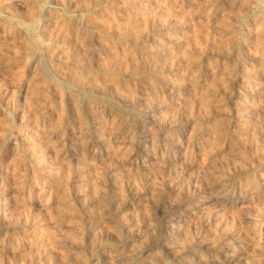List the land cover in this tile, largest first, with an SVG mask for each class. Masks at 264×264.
Returning <instances> with one entry per match:
<instances>
[{"label":"rangeland","instance_id":"rangeland-1","mask_svg":"<svg viewBox=\"0 0 264 264\" xmlns=\"http://www.w3.org/2000/svg\"><path fill=\"white\" fill-rule=\"evenodd\" d=\"M150 263L264 264V0H0V264Z\"/></svg>","mask_w":264,"mask_h":264},{"label":"bare ground","instance_id":"bare-ground-1","mask_svg":"<svg viewBox=\"0 0 264 264\" xmlns=\"http://www.w3.org/2000/svg\"><path fill=\"white\" fill-rule=\"evenodd\" d=\"M215 203V202H214ZM221 205H223V204H221ZM172 220V219H171ZM177 221V220H176ZM57 222V221H56ZM173 222H175L174 220H173ZM171 225V224H170ZM172 227V226H171ZM182 229V228H181ZM169 230V229H168ZM171 230V229H170ZM170 233V232H169ZM177 233V232H176ZM179 233H181V230H180V232ZM174 239V238H173ZM171 244V243H170ZM171 248V247H170ZM172 254V253H171ZM227 255V254H226ZM232 256V255H231ZM224 257H226V256H224ZM228 258H229V256H228ZM236 258H237V256H236ZM239 258V257H238ZM241 258H243V256L241 257ZM200 259V258H199ZM164 260V259H163ZM246 260V259H245ZM158 261V260H157ZM202 262V261H201ZM235 262H236V260H235ZM148 263V262H147ZM150 264H152V263H150ZM154 264V263H153ZM232 264V263H231Z\"/></svg>","mask_w":264,"mask_h":264}]
</instances>
